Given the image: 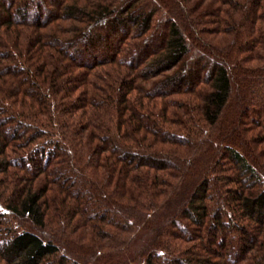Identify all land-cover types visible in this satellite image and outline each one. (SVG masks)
<instances>
[{
    "label": "trees",
    "instance_id": "trees-1",
    "mask_svg": "<svg viewBox=\"0 0 264 264\" xmlns=\"http://www.w3.org/2000/svg\"><path fill=\"white\" fill-rule=\"evenodd\" d=\"M35 1L0 0V264H264V0Z\"/></svg>",
    "mask_w": 264,
    "mask_h": 264
},
{
    "label": "rangeland",
    "instance_id": "rangeland-1",
    "mask_svg": "<svg viewBox=\"0 0 264 264\" xmlns=\"http://www.w3.org/2000/svg\"><path fill=\"white\" fill-rule=\"evenodd\" d=\"M39 1H42L43 2V0H36L35 1V3H38ZM177 1V0H176ZM179 1H181V0H179ZM133 16H134V18L135 19H140L141 17H142V15H141V13L140 12H138V10L137 11H134L133 13ZM226 23H228V22H226ZM225 27H231V25H230V23H228V24H225ZM196 30H197V33L194 35V41H195V43H197L198 45L200 44V42H197V37H198V35L201 37V32H200V28H199V25H197V27H196ZM234 35H235V31H233V29H229V31L227 32V38L229 39H231L232 37H234ZM202 37H204L203 35H202ZM228 41H230V40H228ZM241 41H243V40H241ZM66 99H63V101H65ZM168 100H175V98H169ZM249 105H250V108H249V111H248V113H247V120H251L252 118H254L255 117V115L257 114V112L259 111H263V109H264V102H263V100H261V99H256V98H254L253 100H251L250 102H249ZM1 117V116H0ZM264 118V117H263ZM264 120V119H263ZM262 120V121H263ZM223 158H222V155H220L219 156V159L218 160H222ZM216 167V166H215ZM178 174V173H177ZM71 177V176H70ZM80 198L82 199V203H83V205H84V207L86 206V204L90 201V196H89V194H88V192H87V189H85L84 191H80ZM110 220H111V218H110ZM90 223H93V222H90ZM192 229H193V231H194V227H192ZM193 245H198V243H195V244H192V246ZM191 246V249L193 248ZM195 249V248H194Z\"/></svg>",
    "mask_w": 264,
    "mask_h": 264
}]
</instances>
